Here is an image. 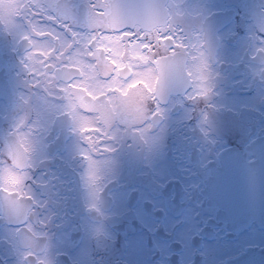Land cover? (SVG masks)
<instances>
[{
  "label": "flooded vegetation",
  "instance_id": "af4514ba",
  "mask_svg": "<svg viewBox=\"0 0 264 264\" xmlns=\"http://www.w3.org/2000/svg\"><path fill=\"white\" fill-rule=\"evenodd\" d=\"M108 2L0 0L31 5L12 26L0 21V189H9L0 190V264H264V0H167L160 14L184 45L183 76L166 78L147 103L150 127L128 121L147 78L125 86L127 97H100L112 124L91 153L95 168L72 100L59 81L38 84L30 64L39 66L41 41L86 51L92 12L107 19L94 6ZM133 55L114 49L122 76ZM77 95L86 118L101 115ZM24 149L20 200L13 165ZM7 198L23 212H10Z\"/></svg>",
  "mask_w": 264,
  "mask_h": 264
},
{
  "label": "snow or ice",
  "instance_id": "6c2138e0",
  "mask_svg": "<svg viewBox=\"0 0 264 264\" xmlns=\"http://www.w3.org/2000/svg\"><path fill=\"white\" fill-rule=\"evenodd\" d=\"M29 3H8L0 4V21L12 26L14 18L21 15L30 9ZM96 7H103L107 11L105 13L107 19L101 23L96 17L95 12H92L90 17L96 34L92 39L91 44L87 50L73 54L71 51L65 52L64 46L53 47L51 44H46L43 41L39 42V47L43 49L39 58V66L30 64V70L36 81L45 83L59 81L62 84L61 91L68 94L72 100V110L74 117L80 121V130L85 139L92 146L89 149V164L90 167L98 168L97 161L92 158L93 150H101L103 138L110 133L107 131L111 126L109 120L103 119L102 106L104 101L100 97H105L109 103L112 102V97L109 93L120 92L124 97L128 96V89L134 88L137 83H144L145 78L148 82L144 83V97L141 108L133 119L129 122L151 125L148 122L149 113L147 111V103L158 93L160 87L166 78L174 77L180 79L183 76L182 61L178 49H183L184 45L172 33V29L164 22L158 8L150 3H121L119 0H109L104 5H95ZM131 18L138 22V26L142 25L140 32L124 31L120 28L125 24L126 19ZM100 29H109L114 35H102ZM120 33V34H115ZM37 35L46 37L47 34L43 31L38 32ZM38 45L34 44L33 49ZM131 48L133 50V59L136 64L125 65L127 68V75L121 74V63L117 62V58L113 56L114 49L117 50V55L123 50ZM108 53L103 56V53ZM163 53H170L164 55ZM156 57V58H154ZM32 58V53L29 60ZM111 65L110 68L108 65ZM133 67H140L143 72H133ZM191 76V73H188ZM131 77V83H128V78ZM153 82L155 86H153ZM77 90L86 92L91 97V102L87 106L88 113H101L99 116H88L87 118L82 114L81 109L85 108L83 100L77 95ZM76 99H80V103H75ZM127 112V108H125ZM123 119L124 116L121 115ZM85 119L89 123H100L101 127L85 128L82 121ZM101 128L104 130L101 131ZM27 149H24V156L21 163L13 165V171L16 172L14 179L15 187L18 191L15 193L20 200H24L26 195L22 187V176L18 174L17 170L23 163ZM16 158V153H13V160ZM4 192H9L7 187L0 189ZM9 195H12L9 193ZM7 206L13 214H21L23 212L22 205L19 200L7 198Z\"/></svg>",
  "mask_w": 264,
  "mask_h": 264
},
{
  "label": "water",
  "instance_id": "95a60500",
  "mask_svg": "<svg viewBox=\"0 0 264 264\" xmlns=\"http://www.w3.org/2000/svg\"><path fill=\"white\" fill-rule=\"evenodd\" d=\"M119 2L121 3H129V2H135V3H140V4H144V3H150V4H154L159 12L161 13L162 12V9L164 8L167 0H119ZM129 20V21H136L134 19H131V18H127L126 21ZM222 181V174L219 170H216L214 173H213V176L210 180V188H213L214 190H216V186L217 184H220Z\"/></svg>",
  "mask_w": 264,
  "mask_h": 264
}]
</instances>
